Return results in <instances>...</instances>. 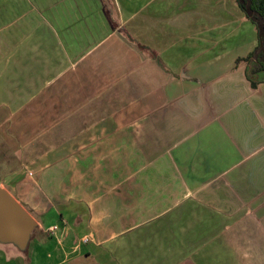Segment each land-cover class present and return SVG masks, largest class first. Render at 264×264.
<instances>
[{"label":"crops","instance_id":"obj_1","mask_svg":"<svg viewBox=\"0 0 264 264\" xmlns=\"http://www.w3.org/2000/svg\"><path fill=\"white\" fill-rule=\"evenodd\" d=\"M257 43L237 0H0V185L40 218L0 264H264Z\"/></svg>","mask_w":264,"mask_h":264},{"label":"water","instance_id":"obj_2","mask_svg":"<svg viewBox=\"0 0 264 264\" xmlns=\"http://www.w3.org/2000/svg\"><path fill=\"white\" fill-rule=\"evenodd\" d=\"M36 226L33 216L0 186V244H11L22 251Z\"/></svg>","mask_w":264,"mask_h":264},{"label":"trees","instance_id":"obj_3","mask_svg":"<svg viewBox=\"0 0 264 264\" xmlns=\"http://www.w3.org/2000/svg\"><path fill=\"white\" fill-rule=\"evenodd\" d=\"M247 19L253 22L258 33L257 46L245 57L237 58L236 63L244 61L245 73L251 86L264 82V0H237Z\"/></svg>","mask_w":264,"mask_h":264},{"label":"rangeland","instance_id":"obj_4","mask_svg":"<svg viewBox=\"0 0 264 264\" xmlns=\"http://www.w3.org/2000/svg\"><path fill=\"white\" fill-rule=\"evenodd\" d=\"M10 172H11L10 169L3 170V172L0 173V177L3 178V179L5 178V182L4 181H0V182H3V184L4 183L7 184L8 181H9ZM0 186L6 187V186H3V185H0ZM36 218L40 220V218L38 216H36L35 219ZM55 234L57 235V239H58V237H59L58 235L60 234V232H56ZM33 237L31 236L30 239H33ZM55 244L56 243H54V245ZM67 252H70L69 254H72V255L70 256L71 257L70 261L67 262L66 264H78V263H80V264H93L94 263V259L92 260L90 258H85L84 256H79V255L76 256V255H74L76 252H80V254L82 255L84 251L81 250V249H78V248L77 249H69V250H67ZM51 260H55L53 256H52Z\"/></svg>","mask_w":264,"mask_h":264}]
</instances>
